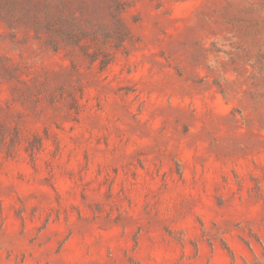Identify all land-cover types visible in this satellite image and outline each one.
<instances>
[{
	"label": "rangeland",
	"instance_id": "374dc122",
	"mask_svg": "<svg viewBox=\"0 0 264 264\" xmlns=\"http://www.w3.org/2000/svg\"><path fill=\"white\" fill-rule=\"evenodd\" d=\"M0 264H264V0H0Z\"/></svg>",
	"mask_w": 264,
	"mask_h": 264
}]
</instances>
